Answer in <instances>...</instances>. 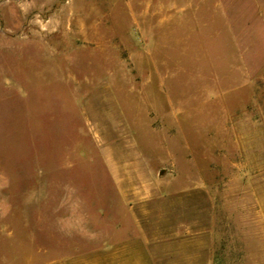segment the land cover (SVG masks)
Wrapping results in <instances>:
<instances>
[{
    "label": "rangeland",
    "instance_id": "1",
    "mask_svg": "<svg viewBox=\"0 0 264 264\" xmlns=\"http://www.w3.org/2000/svg\"><path fill=\"white\" fill-rule=\"evenodd\" d=\"M142 236L264 264V0H0V264Z\"/></svg>",
    "mask_w": 264,
    "mask_h": 264
},
{
    "label": "crops",
    "instance_id": "2",
    "mask_svg": "<svg viewBox=\"0 0 264 264\" xmlns=\"http://www.w3.org/2000/svg\"><path fill=\"white\" fill-rule=\"evenodd\" d=\"M135 211L134 209H132ZM134 219L137 218L133 213ZM138 219V218H137ZM136 220V219H135ZM166 240H153L142 237H132L111 240L102 249H96L79 256L78 264H160L162 256L166 255V250H160V247H166ZM182 243V242H180ZM193 245L204 247V241H192ZM243 246H246L245 244ZM212 256L214 251L197 250L192 251L191 256L198 257L201 254ZM241 253V252H240ZM246 256V251L242 252V256ZM175 256L182 259L183 251L175 252ZM62 264H71L65 260Z\"/></svg>",
    "mask_w": 264,
    "mask_h": 264
}]
</instances>
